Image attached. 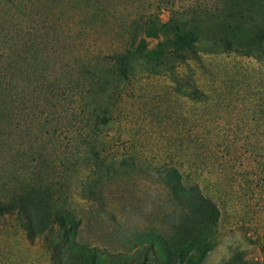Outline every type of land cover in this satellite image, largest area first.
Listing matches in <instances>:
<instances>
[{
	"label": "rangeland",
	"instance_id": "374dc122",
	"mask_svg": "<svg viewBox=\"0 0 264 264\" xmlns=\"http://www.w3.org/2000/svg\"><path fill=\"white\" fill-rule=\"evenodd\" d=\"M73 5L34 13L58 99L24 95L0 131V198L32 205L29 222L0 216V264H264V0ZM173 16L201 30L182 64L155 61ZM132 40L146 49L115 78L110 57ZM15 57L1 83L23 84Z\"/></svg>",
	"mask_w": 264,
	"mask_h": 264
},
{
	"label": "trees",
	"instance_id": "16d2710c",
	"mask_svg": "<svg viewBox=\"0 0 264 264\" xmlns=\"http://www.w3.org/2000/svg\"><path fill=\"white\" fill-rule=\"evenodd\" d=\"M74 0H21L19 3L16 0H0V51L2 57L0 58V75L11 78V69L3 66V60H11L15 55L17 61H22L26 64L27 71L15 69V74L12 76L23 77L20 85L19 83H11L10 80H6L4 83L0 82V131L11 128V119L13 113L21 109V106L25 105V101L22 100L23 96H31L39 99L52 102L59 97L60 83L53 78V71L50 67V62H47L49 55V48H45L42 45V41L47 38V34H42V29L46 28V22L36 21L34 13L38 11L43 12L47 22L50 16L59 14L61 11L64 13L74 11ZM88 9L90 5L87 6ZM26 11L31 12V20L27 19ZM57 11V13H56ZM12 13V18L18 27L21 29L14 35L11 32H4L8 23L3 22ZM4 32V33H2ZM201 30L198 27H190L188 21L185 18L171 17L168 22L162 25L161 29L157 30L158 33L164 34L165 39L159 42L156 46L155 61L160 60H172L170 56H177L182 64L189 58L190 55L195 57L198 53L197 43L198 35ZM264 32V30H263ZM148 36H152L151 34ZM155 34L152 37H156ZM136 45V40H132L130 48H125L123 51L115 52L110 59L112 60V73L115 78H127L131 68V60L136 53H142V49H146L144 40H141L137 48L131 50ZM237 44L233 47L232 40H227L225 46L228 50L234 52H240ZM141 49H140V48ZM2 49H5L4 51ZM8 51L7 56L5 51ZM154 51H146L144 56L153 54ZM224 52V51H222ZM246 56H251L250 53H245ZM22 55L23 57H20ZM7 57V58H6ZM45 64V66H44ZM28 66L33 68V78L28 77ZM40 66L45 68V74L42 79L36 77V69ZM90 74L93 73L90 71ZM27 76V78L25 77ZM101 90V88H100ZM102 93L105 94V90L102 88ZM35 109H37L35 107ZM104 123L108 121L106 117H102ZM10 131L8 132V134ZM28 194L25 192L12 195L9 198H0V216L4 214H11L14 212L22 219L30 221V212L32 211V205L29 204ZM192 213L197 217L200 216L201 211L199 208L191 209ZM201 224L205 222L200 221ZM58 226L61 230H64V223L59 222ZM212 245H208V249H211Z\"/></svg>",
	"mask_w": 264,
	"mask_h": 264
}]
</instances>
